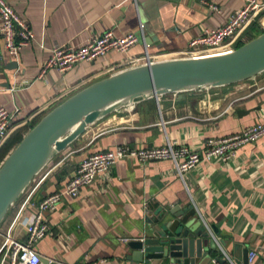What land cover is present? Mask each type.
<instances>
[{
    "label": "crops",
    "instance_id": "crops-1",
    "mask_svg": "<svg viewBox=\"0 0 264 264\" xmlns=\"http://www.w3.org/2000/svg\"><path fill=\"white\" fill-rule=\"evenodd\" d=\"M8 1L35 33V40L22 48L18 58L3 53L0 35V107L19 109L15 123L31 115L33 121L41 119L77 91L112 74L103 71L128 56L146 49L162 54L187 48L192 38L223 26L244 5L243 0ZM211 3L220 10L212 9ZM108 30L117 36L135 33L138 43L128 53L110 51L65 72L49 68L42 74L55 45L82 47ZM263 31L264 10L242 31L238 44ZM148 35L155 38L151 45L144 41ZM263 116L264 71L228 85L164 93L101 117L57 153L10 207L0 225V255L9 238H26L34 212L29 202L64 190L90 153L118 145L164 146L168 141L199 150L208 138L238 133ZM190 203L206 224L217 229L211 230L217 244L214 257L244 264L248 249L257 252L249 264H264V136L242 145L231 161L202 162L183 177L170 159L146 164L135 158L119 161L110 173L82 187L78 197L66 196L55 211L45 213L49 231L35 248L41 259L58 264L87 260L163 264L159 259H130L133 249L128 243L150 233L147 215L152 218L159 209Z\"/></svg>",
    "mask_w": 264,
    "mask_h": 264
},
{
    "label": "water",
    "instance_id": "water-1",
    "mask_svg": "<svg viewBox=\"0 0 264 264\" xmlns=\"http://www.w3.org/2000/svg\"><path fill=\"white\" fill-rule=\"evenodd\" d=\"M155 38L144 36L147 45ZM264 71V32L236 49L202 57L173 58L126 68L77 91L28 130L0 166V224L32 180L59 152L82 135L89 124L141 100L223 86ZM150 212V210H149ZM146 220L150 233L128 243L135 261L159 259L163 264H225L214 257L216 241L193 204L159 209ZM249 250L244 264H249ZM42 264H58L48 258Z\"/></svg>",
    "mask_w": 264,
    "mask_h": 264
},
{
    "label": "built area",
    "instance_id": "built-area-1",
    "mask_svg": "<svg viewBox=\"0 0 264 264\" xmlns=\"http://www.w3.org/2000/svg\"><path fill=\"white\" fill-rule=\"evenodd\" d=\"M243 1V7L223 26L206 29L201 35L192 38L187 48L162 54H153L146 49L140 55L122 59L118 64L103 71V74L166 59L210 56L236 49L242 31L259 12L264 10V0ZM210 6L214 10H220L217 5L211 3ZM140 30L143 31L142 23ZM0 35L4 43L3 53L14 58H18L22 48L35 40V33L30 23L16 12L8 0H0ZM138 40L139 37L135 33L117 36L112 30H108L101 36L90 38L82 47L55 45L51 56L43 65L42 74L49 68L65 72L78 62L92 61L110 51L128 53ZM19 112V109L10 112L0 107V149L17 127L28 125L35 118V115H31L28 119L15 123ZM263 136L264 116L261 121L238 133L221 138H208L199 150H192L186 145H177L168 141L164 146L137 148L130 145H118L113 149L90 153L80 162L75 175L69 179L64 190L51 193L39 201L29 202L34 212L27 226L26 238L24 240L9 238L2 249L0 264H40L41 254L36 250L35 245L49 231L48 223L44 218L45 213L55 211L66 196L78 197L82 187L90 185L100 174L110 173L112 167L119 161L135 158L142 164H146L154 160L170 159L174 162L179 176L183 177L188 170L202 162H210L217 158L225 162L231 161L242 145ZM3 161L0 162V166ZM123 240L128 241L127 238ZM256 256V251H250L249 263H252ZM228 262V264H236L231 259ZM79 264H101V262L87 260Z\"/></svg>",
    "mask_w": 264,
    "mask_h": 264
},
{
    "label": "trees",
    "instance_id": "trees-1",
    "mask_svg": "<svg viewBox=\"0 0 264 264\" xmlns=\"http://www.w3.org/2000/svg\"><path fill=\"white\" fill-rule=\"evenodd\" d=\"M264 32V31H263ZM262 32V33H263ZM261 34V33H260ZM259 34V35H260ZM257 36H251V39L255 38ZM244 44V43H243ZM243 44H238L237 47H240ZM40 119H37L35 121H33L30 125L29 128L24 129L26 130H30L31 128H33L35 126V124L39 121ZM26 128V127H25ZM24 130H20L18 129L17 131H15L14 133H12V135L8 138V140L5 142V144L2 146V148L0 149V162H2L8 155L9 153L13 150V148L19 144V142L23 139L25 132Z\"/></svg>",
    "mask_w": 264,
    "mask_h": 264
},
{
    "label": "rangeland",
    "instance_id": "rangeland-1",
    "mask_svg": "<svg viewBox=\"0 0 264 264\" xmlns=\"http://www.w3.org/2000/svg\"><path fill=\"white\" fill-rule=\"evenodd\" d=\"M36 177V176H35ZM1 223H3V221L1 222ZM1 225V224H0Z\"/></svg>",
    "mask_w": 264,
    "mask_h": 264
}]
</instances>
